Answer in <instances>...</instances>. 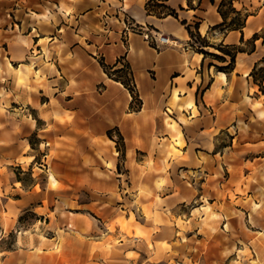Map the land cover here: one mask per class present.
Instances as JSON below:
<instances>
[{
	"label": "crops",
	"instance_id": "obj_1",
	"mask_svg": "<svg viewBox=\"0 0 264 264\" xmlns=\"http://www.w3.org/2000/svg\"><path fill=\"white\" fill-rule=\"evenodd\" d=\"M149 1L0 0V233L20 229L25 212L41 224L39 232L15 236L0 264H169L178 259L170 245L183 206L194 200L190 212L220 210L214 202L212 133L228 131L229 118L240 117L246 92L255 103L261 84L264 98V76L253 80L264 65V0H241L239 8L235 0L237 11H255L242 32L226 34L213 29L222 22L218 0H167L176 17L148 12ZM193 21L203 39L227 46L250 41L253 49L238 52L226 72L220 67L227 63L215 66L200 52L211 47L193 45L185 28ZM161 36L173 44L155 47ZM174 89L192 107L178 103L170 109ZM164 115L189 135L181 136L182 154L189 153L195 172L189 188H183L182 161L167 157ZM246 127L232 125L238 133ZM262 143L260 135L254 145ZM13 166L29 170L28 185ZM41 176L43 186L37 183ZM140 188L141 205L151 213L170 212L174 220L139 223L146 238L134 230L132 236L109 231L121 207L117 195L133 199ZM249 215L256 223V215ZM259 244L252 248L264 264ZM232 256L238 254L221 258Z\"/></svg>",
	"mask_w": 264,
	"mask_h": 264
},
{
	"label": "rangeland",
	"instance_id": "obj_2",
	"mask_svg": "<svg viewBox=\"0 0 264 264\" xmlns=\"http://www.w3.org/2000/svg\"><path fill=\"white\" fill-rule=\"evenodd\" d=\"M220 1L218 0V4ZM254 2L256 4L255 0ZM240 3L241 0H236L234 5L239 8ZM222 11L231 19L238 17L230 13L229 6L227 5L223 7ZM254 11L255 8L248 7L246 11L240 10L241 15L253 13ZM241 15L239 16L240 18L242 17ZM194 23L195 21L188 25L193 32V45L197 47H200L204 43L213 45V47L204 49V51L215 55H222L216 49L219 45L218 43L209 39H201L194 33ZM218 31L219 29H217ZM259 36H264V30H262ZM241 47L243 50L249 51L251 49L250 42H246ZM206 59L215 66L223 65L211 56H207ZM226 59L228 60V58ZM263 69L264 65L253 73V80H256V82L261 81ZM129 86L132 89V86ZM259 91L260 89L254 91V95L256 94L258 99L252 104L250 103L251 100L247 99V92L244 94L247 106L244 110L240 109V117L236 115L234 119L233 117L229 118L230 126L228 131H213V139L216 141L215 159L217 160L214 166L213 191L214 202L220 206V210L211 212L204 207L200 211L195 209L193 212H190L191 205H196L194 200L191 203L187 202L186 206H183L180 219H177L176 239L170 245L172 254L177 255L178 259L171 260L169 264H243V262L246 264H260L256 260L254 249L252 248L253 243L258 240H260L259 246H264V144L254 145L257 137L260 135L264 136V105L262 102L264 98ZM134 102L136 107L138 101H136L135 97ZM168 107L175 110L171 104ZM163 117L165 118V124L168 125V131L163 137L165 138L164 143L169 145L167 157L182 161L183 188H189L192 186V182L196 181L194 178L195 172L189 153L182 154L185 143L182 137H178V132L180 133L181 129L167 115ZM182 120L186 121L184 117H182ZM233 124H239L242 127L246 124L248 127L245 128V131L241 130L238 133L232 128ZM111 134L115 136L118 156L121 159L123 152L121 138L116 132ZM238 136L241 138L240 141L238 140ZM245 140L246 143H243ZM175 147L180 151L176 150ZM33 148L36 149L35 145H33ZM55 154L54 151L50 152L51 156ZM40 156L41 152H38V160H40ZM222 156H224V162ZM255 157H261L262 159H259L258 163H255ZM23 161L28 162L29 160L23 159ZM12 171L18 178L23 180L25 185L30 183L29 170L27 171L26 168L22 170L17 166H13ZM200 180L201 178L198 177V183ZM44 182L43 176L37 179V183L40 186H43ZM125 182L123 179L122 185L124 188L126 187ZM142 194L143 190L140 188L139 196L133 199L131 196L120 197L117 195L121 207H117L118 213L115 220L109 225V231L114 233L116 228H118L120 234L132 236L134 230L136 236L146 238V235L139 230V223L151 218L154 219L155 223H159L162 219H165L166 222L174 220L173 214L170 212L151 213L147 210L146 206L141 205L139 201ZM203 201L207 204L206 197H203ZM254 209H258L257 212H253ZM250 213L256 215V223L250 220ZM50 216L52 217V214ZM104 216L106 215L103 214L102 217ZM227 219L229 223L224 226L221 221H226ZM35 220L37 219L31 213L25 212L22 215V227L20 229L17 227L13 229H1L0 258L3 255L7 256V251L14 248L15 236L21 234V231L30 232L34 230L39 232L41 228H39V225L41 226V224ZM34 222H37L35 224L38 226L33 228L31 225ZM42 226H45L43 221ZM59 234L61 235V232ZM191 236L192 239H190ZM118 238H121V236ZM162 247L171 250L166 243H162ZM59 250V246L54 249L55 252ZM232 252L237 253L238 256L222 260V256L225 257Z\"/></svg>",
	"mask_w": 264,
	"mask_h": 264
},
{
	"label": "trees",
	"instance_id": "obj_3",
	"mask_svg": "<svg viewBox=\"0 0 264 264\" xmlns=\"http://www.w3.org/2000/svg\"><path fill=\"white\" fill-rule=\"evenodd\" d=\"M160 2H157L156 0H150L147 3V11L148 12H156L157 14H167V15H171L176 17V13L174 10L168 8L164 2H166L167 0H159ZM235 0H221L219 2V4L217 5V12L219 13V15L222 18V22L215 26L213 29H219L223 34H226L229 31L232 30H238L240 32H242L243 27L245 26L246 20L249 16V14L245 13L243 15H241L240 11H237L234 6ZM211 3H214L215 0H210ZM227 5L229 6L230 9V13H232L233 15H236L238 17L235 18H229L227 16V14H225L222 9L223 7ZM242 16L241 18L239 16ZM182 24L185 25V21H182ZM197 27H198V23L194 24V33L199 37L200 35L197 32ZM189 36L191 38H193V32L191 31V29L188 27V25L185 27ZM203 39V38H201ZM258 39L257 35L253 36V40ZM241 42H243V39L241 38ZM250 42V41H249ZM251 45V49H253V46L250 42ZM202 47H213V45H208L207 43L201 44ZM216 49L222 54V55H215V54H211L208 53L207 51L201 50L200 52L204 55V57L207 56H211L214 59L220 61L221 63H227L225 66L220 67L221 69L225 70L226 72H229L230 70H232L234 62H235V57L237 55L238 52H245V50L242 49L241 46H227V45H222L219 44ZM250 49V50H251ZM228 58V60L226 59ZM263 76H264V69L262 71ZM256 82V80H254ZM125 86H129V85H125ZM260 90L263 92V88L261 86V84L259 85ZM128 89H130V91L132 92L133 90L130 88V86L128 87Z\"/></svg>",
	"mask_w": 264,
	"mask_h": 264
},
{
	"label": "bare ground",
	"instance_id": "obj_4",
	"mask_svg": "<svg viewBox=\"0 0 264 264\" xmlns=\"http://www.w3.org/2000/svg\"><path fill=\"white\" fill-rule=\"evenodd\" d=\"M170 103L172 104V106H176L178 103H180L179 106H184V108H186V109H188L189 107H192L191 101L184 104L183 98L179 97V90H177V89H174L172 91V97H171ZM178 137L181 138V134L179 132H178Z\"/></svg>",
	"mask_w": 264,
	"mask_h": 264
},
{
	"label": "built area",
	"instance_id": "obj_5",
	"mask_svg": "<svg viewBox=\"0 0 264 264\" xmlns=\"http://www.w3.org/2000/svg\"><path fill=\"white\" fill-rule=\"evenodd\" d=\"M158 43V44H156ZM173 42L169 40L166 36H161L160 38L154 40L155 47H158V45H172Z\"/></svg>",
	"mask_w": 264,
	"mask_h": 264
}]
</instances>
